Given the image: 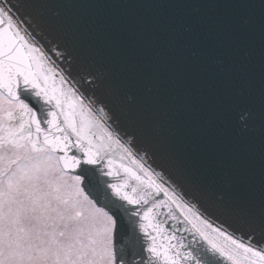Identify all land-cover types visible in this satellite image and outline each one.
<instances>
[{
  "label": "snow or ice",
  "instance_id": "obj_1",
  "mask_svg": "<svg viewBox=\"0 0 264 264\" xmlns=\"http://www.w3.org/2000/svg\"><path fill=\"white\" fill-rule=\"evenodd\" d=\"M74 7L0 0V264H264V11L258 53L249 18L185 53L183 18L154 22L153 45ZM201 83L246 141L228 179L189 148ZM256 144L258 192L242 163Z\"/></svg>",
  "mask_w": 264,
  "mask_h": 264
},
{
  "label": "water",
  "instance_id": "obj_2",
  "mask_svg": "<svg viewBox=\"0 0 264 264\" xmlns=\"http://www.w3.org/2000/svg\"><path fill=\"white\" fill-rule=\"evenodd\" d=\"M63 3L78 7L66 11L87 22L94 30L104 33L113 25L122 24L132 32H137L142 41L156 44L151 31L156 21H175L183 18L194 27L195 38L190 40L189 49L199 51L201 47L212 48L233 38L237 23L241 18H249L255 27L245 34L246 42L258 53L261 44L259 20L261 0H62ZM185 3L198 6L199 11L179 7ZM259 57H256L255 74L258 76ZM173 63V61H169ZM210 90L203 83L194 85L193 115L188 118L189 148H204L205 173L218 179H228L232 175L231 165L224 160V154L237 151L246 144L243 134L234 125V115H229L209 95ZM204 102H197L199 97ZM244 172L250 176L259 190L261 175V155L259 145L245 151L242 159ZM222 264H230L223 261Z\"/></svg>",
  "mask_w": 264,
  "mask_h": 264
},
{
  "label": "bare ground",
  "instance_id": "obj_3",
  "mask_svg": "<svg viewBox=\"0 0 264 264\" xmlns=\"http://www.w3.org/2000/svg\"><path fill=\"white\" fill-rule=\"evenodd\" d=\"M219 242L222 243L223 245H225L226 248H229V249L232 248L230 242L226 241L224 238H220V241Z\"/></svg>",
  "mask_w": 264,
  "mask_h": 264
}]
</instances>
